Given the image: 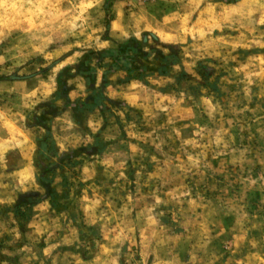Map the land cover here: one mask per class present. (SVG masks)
Returning <instances> with one entry per match:
<instances>
[{
    "label": "rangeland",
    "instance_id": "1",
    "mask_svg": "<svg viewBox=\"0 0 264 264\" xmlns=\"http://www.w3.org/2000/svg\"><path fill=\"white\" fill-rule=\"evenodd\" d=\"M65 235L54 264L109 247L119 264L124 242L137 261L143 236L162 264L184 244L211 264L264 255V0H0V264Z\"/></svg>",
    "mask_w": 264,
    "mask_h": 264
},
{
    "label": "crops",
    "instance_id": "2",
    "mask_svg": "<svg viewBox=\"0 0 264 264\" xmlns=\"http://www.w3.org/2000/svg\"><path fill=\"white\" fill-rule=\"evenodd\" d=\"M141 12H137L135 13L133 16V24L135 26H137V30L139 31L137 34L141 33V32H151L153 34H155L156 36L160 37L158 35L159 31H158V27L156 24L157 21V14L155 13H148L143 14ZM138 15V16H137ZM118 19L117 17V13L113 12V19L109 22V26H111L109 28V35L108 37L110 38V40H123V37H119L117 35L116 32V28H113L114 23L116 22V20ZM134 36H136V34L134 33H129L128 36L125 37L126 38H134ZM119 38V39H118ZM161 39V37H160ZM162 40V39H161ZM165 40V39H164ZM177 40V38L174 35H170V39L167 40V42H173ZM133 82L129 81L125 84H123V86L125 88H123L122 91L117 92V94L120 95V98L122 100H124L127 104H129L130 102H133L132 99L133 97H135V92L131 91L130 89L132 88ZM117 88V87H116ZM18 121L19 124V119L16 120L15 117V122ZM15 127L17 128V131L19 129V126H17L15 124ZM15 131V133L17 132ZM20 131V129H19ZM18 131V132H19ZM17 132V133H18ZM20 133V132H19ZM17 142V143H16ZM20 141L18 139H15V147L11 146V148H15V150H17L18 155L15 156V159L13 160V164L12 166H7L8 168L5 169L6 174L5 176H8L10 178V181L13 184H19V185H25V184H29L32 181H35V164H34V159L33 157H30V149L32 148V146L30 145V143H28V145H19ZM21 144V143H20ZM5 150H10V149H4ZM32 151V149H31ZM16 197V196H15ZM15 197H11L9 196V200H3V202H14ZM39 204H37L36 206L42 204L43 207L42 208H48L50 209V212H54V210L51 208V202L45 198V196L43 198H41V200L38 202ZM67 221H69V224L73 225V223L69 220L66 219ZM15 227V226H14ZM46 227V226H45ZM38 228V229H27V233L28 234V238H26V243L23 244L20 247H25V246H29L30 243L32 244L34 242V240L37 242L39 241V239H36L35 237L33 239H30V237L37 231L39 232H45L48 228V226L45 228ZM15 230V228H13V231ZM30 236V237H29ZM68 236V235H67ZM66 235L62 236L61 238H46L43 239V245L39 246V248H35V250H39V253H31V254H20V253H15V259L13 261V263L11 264H54L55 262H59V257L60 254L59 253H54L53 251H56V247L57 246H65V249H69L67 248L68 244H70V240L68 239ZM142 237V235H141ZM109 242H112V239H109V241L107 240L105 243L104 241L101 242V245H107L109 246ZM25 245V246H24ZM121 255H119V260L118 263L119 264H162V261L159 259V256H157V251L156 249L158 248L157 244L149 242V238H147V236H143L142 239H139L137 246L139 249V259L133 260L131 257V253L128 252L130 251L129 246H131V243L129 242H124L121 244ZM188 244H184L183 248V252L184 254L181 255L182 257H184L182 259V262L184 264L186 263H190V264H211L209 261H206L205 259H202L201 257L197 256V253L193 250V248L191 247V251L190 249H188ZM35 247V246H34ZM16 249H18V246H16ZM22 248H20L19 250H21ZM110 247L108 248V252L105 254L103 253L102 250H98L95 253H93V255L90 258H82L80 257V255L78 253L69 255L68 253H66L64 259L67 260L68 256L75 258V262L71 263L70 261L65 262V261H61V264H111V262L115 261V256L114 254L112 255L110 253L111 250H109ZM128 250V251H127ZM193 250V251H192ZM17 251V250H16ZM15 251V252H16ZM186 254L190 255V259L187 261L185 260V256ZM180 256V258H181ZM250 257H245V260L243 259H235V260H231V259H226L225 262L220 263V264H264V255H252V261L249 259ZM122 260V263L121 261ZM187 261V262H186ZM2 263V262H1Z\"/></svg>",
    "mask_w": 264,
    "mask_h": 264
},
{
    "label": "trees",
    "instance_id": "3",
    "mask_svg": "<svg viewBox=\"0 0 264 264\" xmlns=\"http://www.w3.org/2000/svg\"><path fill=\"white\" fill-rule=\"evenodd\" d=\"M154 38V37H153ZM141 42L144 43L145 42V37L142 36Z\"/></svg>",
    "mask_w": 264,
    "mask_h": 264
}]
</instances>
